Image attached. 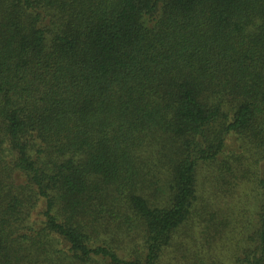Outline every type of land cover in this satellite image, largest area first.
Returning a JSON list of instances; mask_svg holds the SVG:
<instances>
[{
    "label": "trees",
    "instance_id": "trees-1",
    "mask_svg": "<svg viewBox=\"0 0 264 264\" xmlns=\"http://www.w3.org/2000/svg\"><path fill=\"white\" fill-rule=\"evenodd\" d=\"M183 245L264 264V0H0V264Z\"/></svg>",
    "mask_w": 264,
    "mask_h": 264
},
{
    "label": "rangeland",
    "instance_id": "rangeland-1",
    "mask_svg": "<svg viewBox=\"0 0 264 264\" xmlns=\"http://www.w3.org/2000/svg\"><path fill=\"white\" fill-rule=\"evenodd\" d=\"M208 193V192H207ZM212 199V198H209ZM191 230V227H184L181 230L182 235L185 232H189ZM185 235H187L185 233ZM213 244L205 243L204 246V238L200 236L199 238H194L191 241L192 244H195V249L191 250L194 254L199 253L202 256H212L211 260H215L213 263H216V239L211 240ZM172 253L165 254L163 257V261L165 264H188L189 261L194 260L196 257L191 256L190 251L187 249L185 245H183V248L178 247V249H172ZM187 255V258L182 259L181 256ZM226 262H229V260H226Z\"/></svg>",
    "mask_w": 264,
    "mask_h": 264
}]
</instances>
